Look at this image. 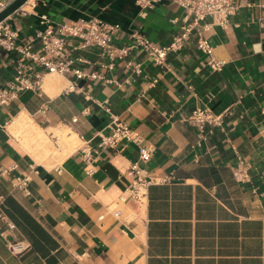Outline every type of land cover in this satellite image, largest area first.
<instances>
[{"label": "crops", "instance_id": "crops-1", "mask_svg": "<svg viewBox=\"0 0 264 264\" xmlns=\"http://www.w3.org/2000/svg\"><path fill=\"white\" fill-rule=\"evenodd\" d=\"M238 3L227 28L207 32L211 55L224 61L220 69L194 35L169 52L165 65L140 50L108 68V57L90 46L71 57L98 77L45 73L41 92L22 90L0 106V202L16 225L0 222V264H264V0ZM184 12L169 0L145 11L135 0H28L0 25L17 29L24 42L46 27L44 14L54 24L99 17L121 24L117 45L128 43L134 30L166 45ZM18 59V52L0 48V88L14 80ZM130 60L141 63V72ZM197 107L223 115L200 145L187 120ZM21 113L54 143L68 130L77 144L66 152L68 142L55 144L58 151L45 155L26 131L13 132ZM114 118L154 148L140 161L149 174L172 176L151 184L143 205L121 200L138 145L123 140L117 148L99 147ZM86 143L99 151L90 163ZM240 158L245 166L237 177ZM24 176L31 178L28 194L15 185ZM16 241L28 248L13 252L9 244Z\"/></svg>", "mask_w": 264, "mask_h": 264}, {"label": "built area", "instance_id": "built-area-1", "mask_svg": "<svg viewBox=\"0 0 264 264\" xmlns=\"http://www.w3.org/2000/svg\"><path fill=\"white\" fill-rule=\"evenodd\" d=\"M13 0H5L0 3V10L5 8ZM161 0H135L142 10L153 8ZM184 8V15L177 21L179 32L175 34L169 44L161 45L151 40L146 34L134 30L129 33V42L117 45L114 38L121 31V24L111 22L99 17H92L86 20H65L54 24L44 14L42 21L46 27L39 30L32 38L19 41L17 29L9 24L0 25V48L19 53L16 65L14 80L6 87L0 88V106L15 99L19 92L26 89L42 91V84L45 73L66 74L72 72L77 78L98 77L97 72H89L85 68L74 66V58L71 52L74 49H84L96 46L102 55L107 56L109 61L105 65L113 68L118 60H123L136 51L146 52L157 64L165 65L169 52L179 50L194 35L198 46L208 54H212L213 46L207 36V32L215 25L227 28L231 24V17L239 8L238 0H169ZM211 18V20H208ZM264 25V17L261 18ZM37 44V45H36ZM79 61H87L84 57H78ZM209 64L220 69L224 65L223 60H218L211 55ZM134 72H141V63L127 62ZM40 68H43L44 72ZM111 81V80H108ZM74 88L72 84L69 89ZM110 111L109 107H106ZM264 115V107L262 109ZM76 120V118H74ZM187 120L197 127L198 140L200 145L214 132L217 126L223 123V115L214 113L208 107H197L188 116ZM112 132L102 134L99 147L117 148L123 140L133 142L139 147V158L131 168L132 181L127 188V194L121 196V200L127 203V196L137 205L147 202L149 187L155 182H164L172 179V176L157 180L153 178L148 170L140 164V161L148 160L154 151L151 145L144 142L142 134L118 118H114L111 126ZM55 144L60 145L58 136L55 137ZM84 159L87 163L93 161V153H98L90 143L82 148ZM245 166L240 158L236 168V176L239 177L241 167ZM91 169L89 170V172ZM15 185L26 194L29 193L28 186L30 176L15 178ZM115 216H120L122 210L114 211ZM104 217L101 216V219ZM7 222L9 228H15V223L9 221L2 209L0 202V222ZM11 250L17 254L25 251L28 246L23 241L11 242Z\"/></svg>", "mask_w": 264, "mask_h": 264}, {"label": "bare ground", "instance_id": "bare-ground-1", "mask_svg": "<svg viewBox=\"0 0 264 264\" xmlns=\"http://www.w3.org/2000/svg\"><path fill=\"white\" fill-rule=\"evenodd\" d=\"M17 129H19L20 134H22L21 131H26L25 137L31 140L32 143L36 145L37 149L43 152L45 155L50 154L51 150H54V148L53 149L51 148L52 147L51 139L49 135L40 126L34 123V121L31 119L28 113H21L20 115L17 116V118L15 119L13 123L12 130L14 133H17L18 132ZM20 134L18 136L24 135V134L23 135H20ZM68 139L69 141L67 142L69 143L68 144L69 146H68V149L65 147L66 149L64 152L72 150L75 144H77V142H75V137H70Z\"/></svg>", "mask_w": 264, "mask_h": 264}, {"label": "water", "instance_id": "water-1", "mask_svg": "<svg viewBox=\"0 0 264 264\" xmlns=\"http://www.w3.org/2000/svg\"><path fill=\"white\" fill-rule=\"evenodd\" d=\"M28 0H13L5 8L0 10V22L6 19L10 14L18 10Z\"/></svg>", "mask_w": 264, "mask_h": 264}, {"label": "rangeland", "instance_id": "rangeland-1", "mask_svg": "<svg viewBox=\"0 0 264 264\" xmlns=\"http://www.w3.org/2000/svg\"><path fill=\"white\" fill-rule=\"evenodd\" d=\"M67 133H68V130H65V131H63V133H62V139H61V141H60V144L61 145H63L64 143H66L67 141H69V139H68V137H67ZM65 136V137H64ZM53 143V144H52ZM51 148L53 149L54 148V150H52V151H55V150H57V146L55 145V143H54V141H53V139L51 138Z\"/></svg>", "mask_w": 264, "mask_h": 264}]
</instances>
